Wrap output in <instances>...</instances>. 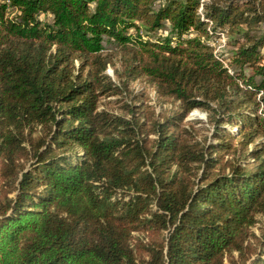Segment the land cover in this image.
I'll use <instances>...</instances> for the list:
<instances>
[{
	"label": "trees",
	"instance_id": "obj_1",
	"mask_svg": "<svg viewBox=\"0 0 264 264\" xmlns=\"http://www.w3.org/2000/svg\"><path fill=\"white\" fill-rule=\"evenodd\" d=\"M138 79L175 106L100 108ZM226 262L264 264V0H0V264Z\"/></svg>",
	"mask_w": 264,
	"mask_h": 264
},
{
	"label": "rangeland",
	"instance_id": "obj_2",
	"mask_svg": "<svg viewBox=\"0 0 264 264\" xmlns=\"http://www.w3.org/2000/svg\"><path fill=\"white\" fill-rule=\"evenodd\" d=\"M202 1L203 0H201V2ZM41 18H45L46 20H50V16L41 15ZM167 31H168V27L166 29L159 30L157 33L152 34V36L150 35L149 38L154 39L156 37L163 36V35L167 34ZM130 33L133 34L134 30L130 31ZM221 40H223V39H222V36L220 35L219 38L218 37L214 38V40L211 41V44L215 47V51H217L220 54L223 53L225 56H227V52H228L229 48L226 45L222 46L223 42ZM216 48H217V50H216ZM106 73L108 75H110L112 78H115L114 74H113L112 67L110 65L107 67ZM127 92L128 93H125L121 96H119V95L118 96H110V97L102 99L100 108L101 107H107L112 112H115V113L119 112L120 113L122 111L121 108L123 106V103L125 101L129 102L131 100H134V98L131 99L133 96L136 97L135 100L137 101V104L142 103V101L146 102L148 105H150V107H152L154 109L155 113H158L162 108L175 106L174 103L169 102V101L161 103L162 100L157 99V97H156L154 87L142 79H138V80L131 82L129 84ZM186 120H191V121L201 120V121L205 122L206 121V113L201 111V110L195 109L189 113V115L186 117L185 121ZM196 126L200 127V126H202V123H197ZM227 129H229L230 131H236L237 130L236 127H232V126H228V125H227ZM257 227H259V223L254 228L256 233L259 232V229L257 230ZM226 264H228V263L226 262Z\"/></svg>",
	"mask_w": 264,
	"mask_h": 264
},
{
	"label": "built area",
	"instance_id": "obj_3",
	"mask_svg": "<svg viewBox=\"0 0 264 264\" xmlns=\"http://www.w3.org/2000/svg\"><path fill=\"white\" fill-rule=\"evenodd\" d=\"M221 36H222V39H223V40H221L223 42V45L222 46H225V38H224V35H221ZM216 50H217V48H216ZM215 52H217V51H215Z\"/></svg>",
	"mask_w": 264,
	"mask_h": 264
}]
</instances>
